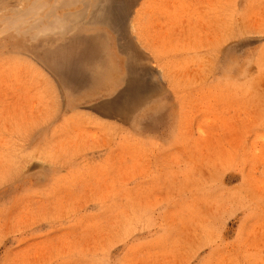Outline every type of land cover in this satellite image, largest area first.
<instances>
[{"label":"rangeland","instance_id":"1","mask_svg":"<svg viewBox=\"0 0 264 264\" xmlns=\"http://www.w3.org/2000/svg\"><path fill=\"white\" fill-rule=\"evenodd\" d=\"M92 22L150 70L127 116L46 69ZM0 264H264V0H0Z\"/></svg>","mask_w":264,"mask_h":264},{"label":"crops","instance_id":"2","mask_svg":"<svg viewBox=\"0 0 264 264\" xmlns=\"http://www.w3.org/2000/svg\"><path fill=\"white\" fill-rule=\"evenodd\" d=\"M64 34L49 40L45 62L68 113L85 111L102 120L130 114L129 108L135 107V85L146 81L149 87L150 70L145 74V69H139L136 80L135 60L143 61L145 57L126 27L92 22ZM120 101L122 112L116 108ZM84 107L90 110H82Z\"/></svg>","mask_w":264,"mask_h":264},{"label":"bare ground","instance_id":"3","mask_svg":"<svg viewBox=\"0 0 264 264\" xmlns=\"http://www.w3.org/2000/svg\"><path fill=\"white\" fill-rule=\"evenodd\" d=\"M37 1H38V0H37ZM20 2H21V1H20ZM34 2H36V1H34ZM34 2H33V4H34ZM69 2H70V1H69ZM63 3H64V1H63ZM33 4H32V6H31V8L34 7ZM35 4H36V3H35ZM57 4H58V3H57ZM41 5H42V4H41ZM72 5H73V4H72ZM60 6H61V5H60ZM63 6H64V4H63ZM63 6H62V7H63ZM67 6H69V5L67 4ZM53 7H54V6H53ZM56 8H57V7H56ZM27 9H30V7L27 8ZM27 9H26V11H25V10L22 11V12L25 13V14H23V13L21 12V10H19L20 12L18 11L17 13H15V15L18 16L19 13H20V14H22V16H24V17H25L26 15L28 16V14H26V13H29V12L31 13V12L33 11V9H32V11H31V10H27ZM38 9H40V8L38 7ZM38 9H37V7H36V10H38ZM34 10H35V7H34ZM41 10H42V9H41ZM14 11H15V10H14ZM38 11H40V10H38ZM38 11H37V12H38ZM51 12H53V11H51ZM81 12H82V10H81ZM84 12H85V11H84ZM32 13H33V12H32ZM32 13H31V14H32ZM35 13H36V11H34V15H36ZM46 13H47V12H46ZM76 13H77V12H76ZM49 14H50V12H49ZM67 14H68V13H67ZM67 14H66V15H67ZM74 14H75V13H74ZM15 15H13V16L16 17ZM34 15H33V16H34ZM51 15H52V14H51ZM66 15H65V17H66ZM33 16H32V17H33ZM52 16H53V15H52ZM63 16H64V15H63ZM69 16H72V15L70 14V15H68V17H69ZM73 16H74V15H73ZM18 17H19V16H18ZM24 17H22V18H24ZM28 17H30V16H28ZM32 17H30V18H32ZM65 17H64V18H65ZM20 18H21V17H20ZM20 18H17V20H19ZM52 18H53V17H52ZM66 18H67V17H66ZM71 18H72V17H71ZM71 18H69V19H71ZM73 18H74V17H73ZM9 20H12V19H9ZM9 20H8V22H9ZM28 20H29V19H28ZM71 20H72V19H71ZM76 20H77V19H76ZM12 21H13V20H12ZM15 21H16V18H15ZM51 21H52V20H51ZM51 21H50V22H51ZM58 21H59V20H58ZM62 21H65V20L62 19ZM16 22H18V21H16ZM52 22H53V21H52ZM52 22H51V23H52ZM56 22H57V18H56V20H54V23H56ZM70 22H71V21H70ZM73 22H74V20H73ZM73 22H72V23H73ZM22 23H23V22H22ZM54 23H52V24H54ZM64 23H65V22H64ZM64 23H63V25H64ZM23 24H24V23H23ZM36 24H37V23H36ZM57 24H58V22H57ZM6 25H7V24H6ZM13 25H14V23H13ZM13 25L11 24L10 26H12V28H13ZM17 25H18V24H17ZM19 25H20V24H19ZM68 25H69V24H68ZM30 26H31V25H29V27H30ZM58 26H59V25H58ZM58 26H57V29H58ZM20 27H21V26H20ZM34 27H37V26H35V24H34ZM65 27H66V26H65ZM72 27H73V26H72ZM12 28H11V29H12ZM15 28H16V26H15L13 29H15ZM48 28H49V27H48ZM52 28H53V27H52ZM67 28H68V27H66V29H67ZM16 29H17V28H16ZM29 29H30V28H29ZM29 29H28V30H29ZM32 29H33V28H32ZM63 29L65 30L64 26H63ZM25 30H27V29H25ZM53 30L55 31V28H54ZM60 30H62V27H60ZM60 30L58 29V32H59ZM64 30H63V31H64ZM36 31H38V30H36ZM54 31H53V32H54ZM15 32H16V30H15ZM54 34H55V33H54ZM35 35H36V34H35ZM32 36H33V35H32ZM111 63H112V62H111Z\"/></svg>","mask_w":264,"mask_h":264}]
</instances>
